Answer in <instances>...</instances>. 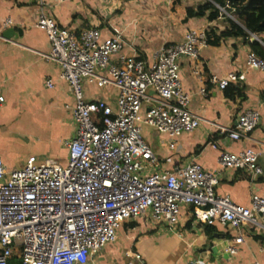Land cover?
<instances>
[{
  "label": "built area",
  "instance_id": "built-area-1",
  "mask_svg": "<svg viewBox=\"0 0 264 264\" xmlns=\"http://www.w3.org/2000/svg\"><path fill=\"white\" fill-rule=\"evenodd\" d=\"M37 2L35 25L48 39L45 57L59 65L60 77L73 95L76 131L66 142L65 165L52 159L36 162L30 156L21 168L8 170L0 157V264H7L16 248V264H84L116 239L123 222L148 212L154 223L171 230L183 206L191 207L194 218L204 224L217 222L238 231L256 226L264 233L263 196L252 193L250 205L243 206L218 195L217 174L194 161L158 169L157 157L142 135L145 124L166 134L168 147L177 150L176 136L199 126L200 118L188 108L190 96L180 80L179 59H194L192 73L199 77L196 60L207 44L205 31L187 29L180 41L163 44L148 62L119 53L125 41L118 30L103 38L97 26L76 33L57 24L45 11L44 0ZM216 6L235 20L225 11L228 1ZM246 65L264 71V60L254 53L247 54ZM242 77L229 73L211 76L209 82L223 89ZM83 80L98 87L113 84L118 90L115 106L100 98L85 99ZM45 85L52 86V80ZM199 92L205 94V85ZM3 102L0 93V108ZM258 122V111L247 109L237 115L234 127H222L221 133L238 140ZM257 157L250 147L238 152L220 149L218 162L221 168L241 169L253 178L262 173ZM241 241L240 233L224 252H236Z\"/></svg>",
  "mask_w": 264,
  "mask_h": 264
},
{
  "label": "crops",
  "instance_id": "crops-1",
  "mask_svg": "<svg viewBox=\"0 0 264 264\" xmlns=\"http://www.w3.org/2000/svg\"><path fill=\"white\" fill-rule=\"evenodd\" d=\"M204 1L44 0V9L57 24L76 33L97 26L103 38L118 30L125 41L119 53L134 54L148 62L163 44L180 41L187 29H203L207 44L199 49L196 60L199 77L192 73L194 59H179L180 80L190 96L188 108L200 118L199 126L176 136L177 150L168 147L166 134L145 124L141 126L142 135L157 157L158 169L171 170L194 161L217 174L218 195L249 206L252 193L264 197V71L247 67V54L253 53L249 42L241 36L220 34L229 27L226 14L219 13L215 19L186 14L187 7ZM38 13L37 0H0V93L4 96L0 108V157L8 170L21 168L30 156L36 162L52 159L65 165L66 142L76 131L74 98L69 85L60 77L59 65L45 57L49 43L45 32L35 25ZM255 35L264 47L260 37L264 33ZM229 73L243 77L229 81L223 89L209 82L211 76L219 78ZM47 79L52 80V86L45 85ZM202 85L205 94L199 92ZM82 86L85 99L100 98L115 106L118 90L113 84L98 87L83 80ZM247 109L258 111V124L238 140L223 137L221 128L234 127L237 115ZM212 141L219 147H213ZM245 147L258 153L262 173L253 178L241 169L221 168L218 162L220 149L238 152ZM240 233L242 241L236 245V252H224V246ZM136 253L139 259L134 257ZM12 257L19 262L18 248ZM192 261L264 264V233L256 226H242L238 231L217 222L204 224L194 218L188 206L180 208L178 222L170 230L164 223H154L146 212L123 222L116 231V239L89 256L84 264Z\"/></svg>",
  "mask_w": 264,
  "mask_h": 264
},
{
  "label": "trees",
  "instance_id": "trees-1",
  "mask_svg": "<svg viewBox=\"0 0 264 264\" xmlns=\"http://www.w3.org/2000/svg\"><path fill=\"white\" fill-rule=\"evenodd\" d=\"M228 1L225 11L233 13L237 17L234 20L227 16L229 27L221 31L222 36H241L249 42L251 51L264 60V47L257 41H248L249 32L255 34L264 33V0H205L195 7H187L188 16H206L208 19H215L219 16L220 10L216 6L223 7ZM264 41V36H261ZM18 262L15 257L8 260L7 264Z\"/></svg>",
  "mask_w": 264,
  "mask_h": 264
},
{
  "label": "water",
  "instance_id": "water-1",
  "mask_svg": "<svg viewBox=\"0 0 264 264\" xmlns=\"http://www.w3.org/2000/svg\"><path fill=\"white\" fill-rule=\"evenodd\" d=\"M7 32H8V31H7ZM7 32H6V33H7ZM250 34H251V37H250V40H251V41H254V40H257V41H258V40H259L258 37H257L254 33H250Z\"/></svg>",
  "mask_w": 264,
  "mask_h": 264
},
{
  "label": "rangeland",
  "instance_id": "rangeland-1",
  "mask_svg": "<svg viewBox=\"0 0 264 264\" xmlns=\"http://www.w3.org/2000/svg\"><path fill=\"white\" fill-rule=\"evenodd\" d=\"M234 16V18L237 20V17L235 16V15H233Z\"/></svg>",
  "mask_w": 264,
  "mask_h": 264
}]
</instances>
